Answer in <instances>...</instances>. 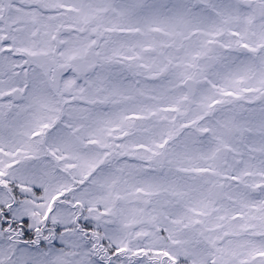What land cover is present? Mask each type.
<instances>
[{
    "label": "snow or ice",
    "instance_id": "6c2138e0",
    "mask_svg": "<svg viewBox=\"0 0 264 264\" xmlns=\"http://www.w3.org/2000/svg\"><path fill=\"white\" fill-rule=\"evenodd\" d=\"M0 264H264V0H0Z\"/></svg>",
    "mask_w": 264,
    "mask_h": 264
}]
</instances>
